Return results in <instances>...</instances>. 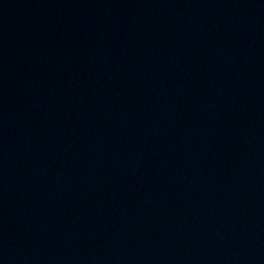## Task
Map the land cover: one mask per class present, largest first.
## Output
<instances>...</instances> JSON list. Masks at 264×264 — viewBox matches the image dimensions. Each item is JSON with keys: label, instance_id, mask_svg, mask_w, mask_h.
Here are the masks:
<instances>
[{"label": "water", "instance_id": "obj_1", "mask_svg": "<svg viewBox=\"0 0 264 264\" xmlns=\"http://www.w3.org/2000/svg\"><path fill=\"white\" fill-rule=\"evenodd\" d=\"M0 264H264V0H0Z\"/></svg>", "mask_w": 264, "mask_h": 264}]
</instances>
